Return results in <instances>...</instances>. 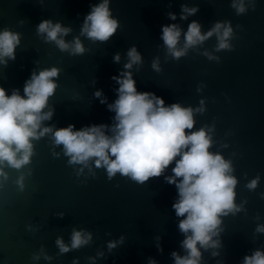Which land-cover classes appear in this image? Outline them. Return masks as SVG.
I'll use <instances>...</instances> for the list:
<instances>
[{
	"label": "water",
	"instance_id": "obj_1",
	"mask_svg": "<svg viewBox=\"0 0 264 264\" xmlns=\"http://www.w3.org/2000/svg\"><path fill=\"white\" fill-rule=\"evenodd\" d=\"M98 2L0 0V31L8 28L20 34L15 60L5 57L7 65L0 63V87L8 95L18 89L23 96L24 83L33 71L57 67L58 87L44 109H52L53 115L42 127L55 130L72 124L75 131L91 125L112 126L115 113L107 105L117 98L119 85L111 77L124 70L127 50L135 45L142 63L130 71L138 92H152L165 105L180 103L193 109L205 100V111H194V127L185 131L211 129L209 151L231 162L230 174L237 180L234 202L241 210L220 217L219 235L212 238L220 247L201 249V264H243L245 255L264 251V233L256 232L258 225L264 226V199L260 196L264 193V0H244L248 10L241 15L231 8L232 0H109L120 26L107 42L94 43L80 30L90 5ZM181 4L199 10L182 20ZM168 12L176 14V19L170 20ZM46 19L70 28L65 41L79 37L85 53L72 56L54 43H45L36 26ZM193 20L200 23L202 34L217 21H230L233 50L215 52L213 35L178 61L167 56L160 39L161 26L177 24L182 29V46L183 34ZM205 51L219 56V62L208 60L202 55ZM116 53L120 54L118 63L113 61ZM157 57L159 73L151 67ZM97 90L102 92L99 98L93 95ZM104 131L112 135L110 128ZM33 144L31 163L20 171L5 168L8 179L0 178V264H72L74 258L78 264H90V256L95 257V264H148L149 258L156 264H174L173 251L186 254L180 243L184 234L178 228L183 217H177L172 208L178 199L177 189L165 179L173 175L175 161L160 177L143 184L119 173L109 180L106 170L96 168L92 161V171L83 168L77 177L76 171L83 166L67 164L63 146L53 145L51 133ZM53 152L59 156L54 157ZM21 172L25 174L23 191L15 183ZM257 175V187L249 190L246 185ZM73 228L90 232L92 242L59 254L57 237L70 244ZM121 236L123 242L109 252L107 242L119 241ZM212 252L218 255L213 257ZM33 255L39 259L33 260ZM45 255L53 258L45 260Z\"/></svg>",
	"mask_w": 264,
	"mask_h": 264
},
{
	"label": "clouds",
	"instance_id": "obj_2",
	"mask_svg": "<svg viewBox=\"0 0 264 264\" xmlns=\"http://www.w3.org/2000/svg\"><path fill=\"white\" fill-rule=\"evenodd\" d=\"M230 6L237 15L245 14L248 10L244 0H232ZM251 8L255 9V2ZM180 9L182 20L195 15L199 10L198 6L188 7L186 4H181ZM167 17L175 20L176 14L168 12ZM119 26L118 20L112 16L109 0H99L98 3L90 5V12L83 19L80 34L94 43L107 42ZM70 31V28L62 27L59 22L53 24L51 19L42 20L36 26L37 35L45 43H54L61 52H68L72 56L84 54L86 49L79 37H74L71 42L65 41L64 37ZM181 33L182 29L177 24L161 26L160 39L166 48V55L173 60L178 61L186 56L190 48L202 45L213 35L217 41L215 52L233 50L230 41L234 33L230 21H217L203 34L200 23L191 21L183 34L182 46ZM19 43V33L8 28L0 31V63L6 66L8 60H15V49ZM202 55L210 61L220 60L219 56L207 51ZM127 57L124 70L111 77L119 85L116 89L117 98L107 105L108 110L115 113V124L112 126L91 125L75 131L72 124L55 130L53 126L42 127L43 121L49 120L53 115L52 109H44L48 107L49 97L54 95L58 87L56 78L59 77L60 69L57 67L45 68L38 73L33 71L30 79L24 83L23 96L18 89H13L11 95H8L0 87V178L7 181L5 168L20 171L29 165L34 155L33 141H38L49 133L53 145L63 146L68 165L83 166L76 171L77 177L83 168L92 171L89 166L92 161L96 168L106 170L109 180L119 173L143 184L150 178L160 177L175 161L173 175L166 176L165 179L169 184H175L177 189L178 199L172 204V208L177 217H183L178 228L184 234L180 243L186 254L181 256L173 251L171 256L174 264H201V249L207 251L209 248L220 247V242L212 239L219 235L218 226L222 223L220 217L227 216L228 213L235 215L241 210L234 202L237 180L230 174L231 162L226 161L221 154L209 151L212 145V137L209 135L211 129L209 132L204 128L194 132L185 131L194 127L193 112L205 111V100L201 99L200 107L193 109L182 107L180 103L165 105L164 100L152 92H138L130 69L133 65L142 63L141 53L132 45L127 50ZM119 60L120 54H114L113 61L118 63ZM151 67L157 73L162 71L158 57L152 60ZM200 90L199 87L196 89L197 92ZM93 95L99 98L102 92L97 90ZM100 103L104 104L105 100L101 99ZM106 128H110L112 135L105 134ZM52 155L58 157L59 153L53 152ZM27 175H31V170ZM24 179L25 174L21 172L15 180L21 191L24 189ZM259 179L260 176L257 175L246 187L254 190ZM260 196L264 199V193ZM57 215L62 217L64 214ZM256 232L264 233V226L258 225ZM123 240L124 237L121 236L119 241H108L109 252ZM91 242L90 232L73 228L70 244H65L60 237H57L55 244L59 248V254H64ZM158 251L162 249L158 247ZM96 255L103 257L102 252H97ZM217 255L218 252H212L213 257ZM52 258L44 256L45 260ZM32 259L38 260L39 256L33 255ZM87 260L90 264H95V257H87ZM72 264H78V259L74 258ZM148 264H156V261L149 258ZM243 264H264V251L257 249L251 256L245 255Z\"/></svg>",
	"mask_w": 264,
	"mask_h": 264
}]
</instances>
